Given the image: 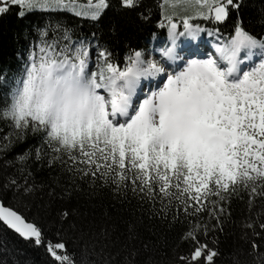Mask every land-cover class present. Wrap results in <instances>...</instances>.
I'll use <instances>...</instances> for the list:
<instances>
[{
  "label": "snow or ice",
  "instance_id": "snow-or-ice-1",
  "mask_svg": "<svg viewBox=\"0 0 264 264\" xmlns=\"http://www.w3.org/2000/svg\"><path fill=\"white\" fill-rule=\"evenodd\" d=\"M241 2L163 0L161 7L171 12L168 43L159 49V59L133 49L119 60L99 43L93 51L92 39L74 40L72 29L59 22L38 29L40 42L29 51L22 71L13 81L0 74V82L10 88L0 105V120L9 128L0 136V158L29 133L40 137L38 144L2 161L0 222L37 247L45 243L43 229L24 214L39 187L29 183L34 163L58 170L53 182L64 196L81 191L79 180L93 192L109 188L121 204L131 202V193L140 211L121 218L122 230L109 223L113 218L107 210L97 220L94 212L73 209L79 222L69 221L67 210L59 211L60 229L67 221L79 252H69L65 241H48L55 264H161L149 254L155 249L145 232L156 235L157 219L171 228L181 214L196 218L181 236L196 246L179 256L178 264H215L220 252L207 237L211 233L218 244L215 234L230 221L233 199L246 195L249 213L257 200L264 203V38L248 31L239 16L227 38L219 29L190 23L191 16L181 17L183 31H178L173 17L191 8L196 17L224 22L231 9L239 12ZM13 5L21 18L27 8L68 11L93 22L110 6L109 0H86V5L79 0H0V15ZM121 6L134 9L139 0H121ZM205 31L218 34L214 53L178 51V38L195 40ZM9 167L15 171L9 173ZM60 177L68 184L60 185ZM9 193L22 203L5 205ZM260 215L243 222L253 236H261L255 224L264 230ZM241 254H230L232 264H242ZM248 256L264 264L255 240Z\"/></svg>",
  "mask_w": 264,
  "mask_h": 264
},
{
  "label": "trees",
  "instance_id": "trees-1",
  "mask_svg": "<svg viewBox=\"0 0 264 264\" xmlns=\"http://www.w3.org/2000/svg\"><path fill=\"white\" fill-rule=\"evenodd\" d=\"M79 2L86 3V0ZM162 3L163 0H139L138 7L129 9L121 6V0H109L110 6L104 10L98 22L78 17L68 11L33 10L25 12L21 18L17 15L20 8L10 6L6 14L0 15V74H4L8 81H13L14 76L22 71L33 45L40 42L38 29L49 23L59 22L71 28L74 40L86 37L92 39L93 46L99 43L107 47L119 60H123L125 54L133 49L148 52L153 42H168L166 17L171 9L167 6L162 8ZM183 16L193 17L190 23L200 24L202 28L219 29V34H223L224 38H227L233 31L234 21L239 16L248 31L264 38V0H242L239 12L231 9L227 20L219 23L211 18L204 20L202 17L194 16L191 8L187 12L178 11L173 21L177 23L179 31H183L181 19ZM161 24L164 26L161 27ZM93 33H95V38L92 37ZM49 38H51V33ZM7 90H10L9 85L0 82V105L3 104ZM8 131V123L0 120V136ZM39 140V135L29 133L26 139L13 147L5 157L0 158V167H2L3 159H13L17 153L38 144ZM30 170L32 176L29 177V183L35 182L39 187L30 198V210L24 214L43 229L45 243L37 247L33 242L20 238L0 222V264H55L46 250L45 245L48 241L52 243L65 241L69 252H79V245L74 233L68 227V222L66 221L63 229H60L57 216L59 211L67 210L70 214L68 220L79 222V217L72 214L73 209H78L80 212H94L97 220H100L107 210L113 218L109 223H117L121 230L123 228L121 218H128L134 209H136V215H140L138 202L131 197V193H129L131 202L121 204L118 199H113L114 194L109 188H98L93 192L87 183L78 180L81 191H74L70 196H64L62 188L53 182L58 170H50L46 166L40 167L34 163L30 164ZM7 171L13 173L15 169L9 167ZM67 184L66 177H60V185ZM50 192L53 194L50 195ZM246 201V195L244 200L233 199L230 221L224 225L223 232L215 234L218 237V244L212 243L211 233L207 237L209 246L217 248L220 252L219 257L214 258L215 264H232L230 254L236 250H242L240 255L242 264L245 262L254 264L253 257L248 256L252 240L260 245V251H264V230L255 224V229L261 232V236H253L252 229L242 226L249 216L252 220H256V213H261L260 221L264 222V203L257 200L252 212L249 213ZM3 202L5 205L11 203L17 206L22 203L19 200H13L11 193L4 197ZM195 219V217L185 219L181 214V221L171 228L162 226L158 219L155 220L156 235L149 236L145 232V237L152 241L150 247L155 249L149 254L161 264H178V257L188 256L196 246L191 239H181L189 227V220L195 222ZM145 222H148L147 219ZM244 233L248 234L247 238H242ZM198 239L204 242L206 238L199 235Z\"/></svg>",
  "mask_w": 264,
  "mask_h": 264
},
{
  "label": "rangeland",
  "instance_id": "rangeland-1",
  "mask_svg": "<svg viewBox=\"0 0 264 264\" xmlns=\"http://www.w3.org/2000/svg\"><path fill=\"white\" fill-rule=\"evenodd\" d=\"M80 1V0H79ZM82 1V0H81ZM81 5H86V3H82L79 2ZM33 10H41V9H24V12L27 11H33ZM84 10H88L87 8H85ZM41 11H46V10H41ZM178 30V28H177ZM219 41L217 40V35L216 33H214L212 36H209L207 34V32H202L200 37L198 39L192 40L191 38H187V42L186 44H180V48L178 49V51L180 50H187L189 48L191 49H196L198 48V50L202 53L208 54V53H214L215 52V48L213 47V45L215 43H218ZM167 44V43H165ZM165 44H160V43H154L153 46L150 48V51L148 52L149 54V58H155V59H159V49L161 47H163ZM95 50V46H93V51ZM181 55H183V51H181ZM158 82V81H157ZM148 83V82H147ZM153 84H155V82H153ZM154 87V85H152ZM147 90V87L145 88V91Z\"/></svg>",
  "mask_w": 264,
  "mask_h": 264
},
{
  "label": "water",
  "instance_id": "water-1",
  "mask_svg": "<svg viewBox=\"0 0 264 264\" xmlns=\"http://www.w3.org/2000/svg\"><path fill=\"white\" fill-rule=\"evenodd\" d=\"M2 223V222H1ZM5 227V226H4ZM11 231V230H10ZM17 235V234H16ZM23 239V238H22Z\"/></svg>",
  "mask_w": 264,
  "mask_h": 264
}]
</instances>
